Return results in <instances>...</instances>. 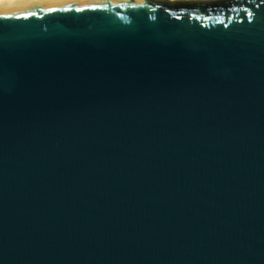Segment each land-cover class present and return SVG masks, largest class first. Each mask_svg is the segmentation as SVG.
<instances>
[{"label":"water","instance_id":"obj_1","mask_svg":"<svg viewBox=\"0 0 264 264\" xmlns=\"http://www.w3.org/2000/svg\"><path fill=\"white\" fill-rule=\"evenodd\" d=\"M0 264H264V0L1 5Z\"/></svg>","mask_w":264,"mask_h":264},{"label":"bare ground","instance_id":"obj_2","mask_svg":"<svg viewBox=\"0 0 264 264\" xmlns=\"http://www.w3.org/2000/svg\"><path fill=\"white\" fill-rule=\"evenodd\" d=\"M46 0H0V6L6 4H18V3H25V2H40Z\"/></svg>","mask_w":264,"mask_h":264}]
</instances>
